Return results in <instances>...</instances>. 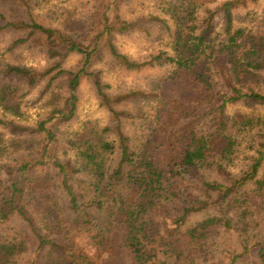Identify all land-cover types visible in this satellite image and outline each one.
Listing matches in <instances>:
<instances>
[{
    "label": "trees",
    "instance_id": "obj_1",
    "mask_svg": "<svg viewBox=\"0 0 264 264\" xmlns=\"http://www.w3.org/2000/svg\"><path fill=\"white\" fill-rule=\"evenodd\" d=\"M245 3L246 0L222 2L208 10L203 18L196 15L195 0L165 7L162 22L170 31L171 53H154L149 61L141 62L119 53L112 42L109 17L103 31L85 46L58 28L36 22L30 0H0V19L6 23L3 29H30L45 36L49 44L48 64L42 70L0 62V127L8 124L17 127L14 119L23 117L19 85L34 88L43 83L48 88L63 75L70 77L72 96L67 103L71 109L68 113L56 109L54 113L57 117L71 119L75 112L74 93L82 78L92 75L88 67L102 50L117 72L170 65L175 73L173 82L175 77L177 80L193 78V89H199L197 100L169 102L162 95L148 101L145 96L159 84L152 91L109 92L100 79L95 81L101 105L109 112L112 122L102 133L115 132L117 140L103 141L96 138L97 134L83 135L76 149L78 163L71 166L56 160L53 166L61 177L60 191L67 200L70 215L103 256L120 248L131 256L133 264H180L186 261L181 257L186 254L187 241L193 245L195 253L208 255L209 235L219 229L235 232L242 240V252L231 255L230 264L251 253L247 238L251 211L260 208L258 203L264 201V178H257L264 164V144L242 181L229 182L227 178L230 177L228 166L234 162L236 135L250 131L261 121L247 117L236 127L227 118L226 109L229 104L244 100L264 102V95L242 89L254 73H264V30L249 44L252 32L234 26V10ZM217 14L223 16L221 36L214 32ZM20 43L24 40L15 41L16 45ZM71 54L85 59L83 67L76 72L67 70L63 64L65 57ZM139 99L143 101L132 106ZM129 122L139 123L144 128L148 125L147 135L135 138L134 143L126 133ZM47 123H38L35 132L47 131ZM35 148V141H6L0 134V163L16 153ZM43 165V161H29L19 169L26 174ZM2 169L4 166L0 164V175ZM78 173L85 178L87 193L84 196L74 189ZM219 177L222 179L218 180ZM12 182L7 193L0 196V223L15 214L28 218V202L21 201L24 189L19 188L16 178ZM251 183L255 189L249 190ZM175 208L176 214H173ZM201 212L209 216L181 238L172 235L179 230L162 234L156 222L158 216L165 224L168 222L181 229L189 216ZM51 215L46 213L35 218L36 225L29 220L35 227L39 248H57L62 255L49 258L45 264H92L89 257L61 238V224ZM43 229L46 234L42 233ZM24 250L20 242L0 236V264H18ZM260 251L264 258V248ZM36 261L31 264H39Z\"/></svg>",
    "mask_w": 264,
    "mask_h": 264
},
{
    "label": "rangeland",
    "instance_id": "obj_2",
    "mask_svg": "<svg viewBox=\"0 0 264 264\" xmlns=\"http://www.w3.org/2000/svg\"><path fill=\"white\" fill-rule=\"evenodd\" d=\"M181 1L185 0H30V7L36 22L47 27L58 28L85 46L91 44L96 34L103 31L109 17L112 42L119 53L145 62L149 61V56L154 53L164 51L171 53L170 31L163 25L162 10ZM225 1L228 0H195L198 8L196 15L203 18L208 10L215 9L217 5ZM234 22L235 28H245L252 32L249 38V44H251L253 38L259 36L264 30V0H246L245 5L234 10ZM5 25L6 23L0 19V28H2L0 30V62L44 69L48 64L49 49L46 37L30 29H3ZM213 25L215 35L221 36L223 33L221 14L214 16ZM19 39H23L24 43L16 45L15 41ZM84 63V57L78 54L66 56L63 62L65 68L73 72L81 69ZM88 70L92 75L82 78L74 93L75 112L71 119L57 117L54 113L56 109H63L67 113L71 109L67 103L72 96L69 88L70 77L63 75L48 88L43 83L34 88L27 87L25 84L19 85L23 117L14 119L17 127H12L10 124L0 127V134L6 141L19 139L36 142L34 151H21L0 163L4 166L0 175L2 180L0 196L7 193V188L13 183L12 179L16 178L19 188L24 189L21 201L28 202L30 212L27 219L15 214L8 221L0 223V236L20 242L25 248L17 260L18 264H31L35 259L37 263L45 264L51 257L61 258L62 255L58 253L60 250L57 248L54 250L39 248L34 219L41 218L46 213L52 214L56 223L61 224V238L71 242L76 250L89 257V263L133 264L131 256L123 249L119 248V251L107 257L99 252L89 235L70 215L67 200L60 191L61 177L53 166L56 160L70 163L71 166L78 163L75 158L76 149L81 145L82 141L78 139L83 135L97 134L96 138H101L103 141L117 140L115 132L102 133L103 129L112 126V122L109 112L101 105L95 86L96 80L100 79L105 91L109 92L152 91L159 84L157 89L145 96L148 101L157 100L162 95H165L169 102L197 100L200 93L199 89H193V78L177 80L175 77L176 81L173 82L175 73L170 65L147 66L140 71H120L119 69L117 72L104 50L101 51L100 56L95 57ZM254 74L242 89L244 92L252 90L264 95V73ZM142 101L135 100L132 106H138V103ZM226 115L232 124H236V127H239L247 117L261 121L259 124L255 123L250 131L236 135L234 162L228 166L230 177L227 178L229 182H240L251 171L253 160L259 156L258 150L264 144V102L244 100L229 104ZM44 121H48L47 131L37 134L35 130L38 123ZM147 128H149L148 125L144 128L139 123L129 122L126 133L135 143V138L147 135ZM45 147H47L46 155L43 156ZM36 160L43 161L45 165L38 166L26 174L20 172L21 164ZM219 178L217 179H222ZM257 178H264V164ZM247 188L255 189L253 183ZM74 189L80 196L87 193L85 178L82 174L75 176ZM258 204H261L260 208L256 206L257 208L251 211L247 237L251 245V253L234 264H264L263 254L260 251L264 248V201ZM176 210L175 208L172 213L176 214ZM208 216L207 212L192 214L181 229H177L176 225L168 222L165 224L158 216H156V222L162 234L168 235L169 232L179 230L172 235L181 238L186 235V231ZM42 233L46 234L44 229ZM184 249L186 254L181 259L186 261L180 264H230L231 255L242 252V240L235 232L219 229L209 235V241L206 244L208 255L195 253L193 245L188 241Z\"/></svg>",
    "mask_w": 264,
    "mask_h": 264
}]
</instances>
